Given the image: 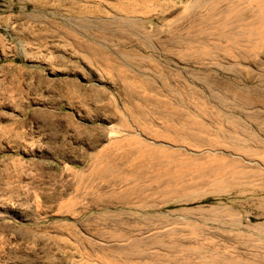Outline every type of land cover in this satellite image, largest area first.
Segmentation results:
<instances>
[{"label": "rangeland", "instance_id": "rangeland-1", "mask_svg": "<svg viewBox=\"0 0 264 264\" xmlns=\"http://www.w3.org/2000/svg\"><path fill=\"white\" fill-rule=\"evenodd\" d=\"M205 9L0 0V264H264V36Z\"/></svg>", "mask_w": 264, "mask_h": 264}, {"label": "bare ground", "instance_id": "bare-ground-1", "mask_svg": "<svg viewBox=\"0 0 264 264\" xmlns=\"http://www.w3.org/2000/svg\"><path fill=\"white\" fill-rule=\"evenodd\" d=\"M200 1V0H199ZM202 1V3H203V6L206 8L205 9V11H207V12H205V14H206V17H205V14H203L204 15V17H202V19L203 18H205V20H204V22L205 21H209V23L212 21V23L210 24L211 26L213 25L215 28H216V31H217V34L215 35L216 37H214L213 35H211V34H208V32H205V31H207L208 30V28H205L206 30L205 31H203V36H204V39H202V40H204V41H202L203 43H209L212 39H220L221 40V43L219 44L218 42H217V45H221L222 47H224L223 46V44L224 43H222V40H224V39H228V41H230L229 42V44L232 42V40L235 42V41H237L238 39H240V37H241V35H243V33H245V32H247V30L248 31H250V33L251 34H253L254 33V31H256L255 29H256V26H257V29H258V31H259V33L261 34V36H264V0H214L213 2L211 1V0H201ZM204 10V9H203ZM203 15H201V16H203ZM200 16V15H199ZM197 17V16H196ZM132 18V17H131ZM203 21V20H202ZM123 22V21H122ZM203 22V24H204V26L206 25L205 23ZM208 23V22H207ZM209 25V24H208ZM203 26V27H204ZM210 29L212 28V27H209ZM236 28H240V30L239 31H237L238 29H236ZM213 31V30H212ZM197 32V31H196ZM215 32V31H214ZM201 34H202V32H200ZM209 33H210V31H209ZM194 35V34H193ZM245 35V34H244ZM196 36H197V34H196ZM213 36V37H212ZM190 37V36H189ZM192 37V36H191ZM198 37V36H197ZM191 41H193V39H191L190 40V42L187 40V42L190 44L191 43ZM217 41H219V40H217ZM227 41V40H226ZM227 41V42H228ZM239 41H241V40H239ZM194 42H198L199 43V46H200V44H201V41H194ZM234 42H232V43H234ZM242 42H243V38H242ZM242 42H241V44H242ZM179 43V42H178ZM193 43V42H192ZM198 43H196L197 45H198ZM215 42L213 41V43H209V44H214ZM230 44V45H233L234 46V44ZM194 45H196L195 43H193ZM202 45H204V44H202ZM214 45H216V44H214ZM237 45H239V43L237 44ZM209 45H207V47H208ZM226 46V45H225ZM233 46H231V47H233ZM235 46H236V44H235ZM234 46V47H235ZM191 47V46H190ZM204 48H205V46H203ZM212 46H210V48H211ZM216 47V46H215ZM218 47V46H217ZM222 47H220V48H222ZM227 48H225V49H227V50H229L230 51V49H228V47L229 46H226ZM231 47H229V48H231ZM237 47V46H236ZM191 48H193V46L191 47ZM203 48V50H205L206 49V51H203V53L204 52H209L208 51V49L209 48H205L204 49ZM213 48V47H212ZM210 49V50H215L214 48L213 49ZM199 49V48H198ZM219 49V48H218ZM223 49V48H222ZM216 51H218V50H216ZM199 52V54L202 52V51H198ZM213 53H215L214 51H212ZM224 52H226V50L224 51ZM228 52V51H227ZM229 53V52H228ZM206 54V53H205ZM204 54V55H205ZM230 54V53H229ZM229 54H225V57L228 59V57H229ZM231 54H232V51H231ZM230 54V55H231ZM197 55V54H196ZM209 55L211 56H213V54H210V52H209ZM226 55H228V57L226 56ZM234 55H236V54H234ZM239 54H237V56H238ZM208 55H206L205 56V58L207 57ZM210 56L209 57H207V58H210ZM218 56V55H217ZM217 56H215L214 55V57L216 58ZM233 55H231V57H232ZM204 57V56H203ZM214 57L213 58H210L211 59V62H212V59H213V61H214ZM219 57V56H218ZM239 57H240V55H239ZM190 58V57H189ZM201 59H202V57H200ZM205 58H203L202 59V61H205ZM235 58V57H234ZM187 59V58H186ZM241 60V59H240ZM199 61V60H198ZM191 62V61H190ZM206 62V61H205ZM199 63V62H198ZM208 63V62H207ZM217 63V62H216ZM215 62H214V65L216 64ZM191 64V63H190ZM205 64V63H204ZM201 65V64H200ZM209 65V64H208ZM207 65V66H208ZM213 65V66H214ZM217 65H219V64H217ZM233 65V64H232ZM196 66V65H195ZM202 67H204L203 65H201ZM206 66V67H207ZM224 66H226V65H224ZM235 65H233V66H230V68H228V67H226V68H228V69H230L231 71L232 70H235V69H232V67H234ZM220 67H221V64H220ZM188 68V67H187ZM205 68V67H204ZM217 68H219V66H217ZM224 68V67H223ZM225 68V69H226ZM188 69H190V68H188ZM187 69V70H188ZM208 69V68H207ZM221 69V68H220ZM228 69H226V71L228 70ZM186 70V71H187ZM191 70V69H190ZM193 70V69H192ZM195 70V69H194ZM193 70V71H194ZM212 70V69H211ZM180 71V70H179ZM183 71H185V70H183ZM196 71H198V70H196ZM218 71V70H217ZM229 71V70H228ZM168 72V71H167ZM233 72V71H232ZM177 73H179V72H177ZM196 74H197V72H195ZM216 73V72H215ZM234 73V72H233ZM182 74V75H181ZM191 74H194V73H191ZM199 74H200V71H199ZM199 74H197V76H199V79L201 78L200 77V75H202V74H204V73H201L200 75ZM210 74H212V72L210 73ZM214 74V73H213ZM179 75V74H178ZM180 75L181 76H183V73H181L180 72ZM206 75V74H205ZM209 75V74H208ZM194 76V75H193ZM196 76V75H195ZM195 76H194V80H195ZM190 77H192V76H190ZM206 77H210V76H207L206 75ZM206 77H204V78H206ZM191 79V78H190ZM197 79V78H196ZM198 79V80H199ZM203 79V78H202ZM207 79V78H206ZM205 79V80H206ZM209 80V78L207 79V81ZM217 80V79H216ZM215 80V81H216ZM188 81V80H187ZM197 81V80H196ZM201 81V80H200ZM203 81H204V79H203ZM213 80L211 79V82H212ZM219 81V80H218ZM233 81V80H232ZM231 81V82H232ZM236 81V80H235ZM235 81H233V82H235ZM190 82H193V79L190 81ZM210 82V81H209ZM209 82H206V83H209ZM241 82H243L242 81V79H241ZM226 82H224L223 81V84L222 85H224ZM244 83V82H243ZM243 83H242V85H243ZM170 84V83H169ZM187 84L188 85H190L188 82H187ZM218 83H216V85H217ZM235 84V83H234ZM209 85V84H208ZM213 86H215L214 85V83L212 84ZM212 85H211V87H212ZM228 85H231V84H229V82H228V84H227V86ZM241 85V84H240ZM244 85H246L245 83H244ZM163 86V85H162ZM192 86V85H191ZM207 86V85H206ZM205 86V87H206ZM225 86V88L227 87L226 85H224ZM224 86H222V87H224ZM236 86L238 87V85L236 84ZM236 86H231V87H236ZM252 86V85H251ZM217 88H219V85L218 86H216ZM216 87H214L212 90H214ZM249 87V86H248ZM247 87V89L246 90H248V92H246L244 89H242V87L239 89V87L237 88V89H239V93L238 94H242V92H240V90L241 91H245L243 94H245L244 96H246V93H248V95H249V88ZM172 88V87H171ZM186 88H188V87H186ZM190 88V87H189ZM193 88V87H192ZM209 88H210V86H209ZM229 88H230V86H229ZM233 88H231V90L233 89ZM243 88H245V87H243ZM210 89V91H212ZM221 89H224V88H221ZM227 89V88H226ZM234 89H236V88H234ZM234 89H233V91H234ZM204 90V89H203ZM218 90V89H217ZM228 90V89H227ZM230 90V89H229ZM230 90V91H231ZM218 91H220V90H218ZM223 91H226V90H223ZM233 91H231L232 92V95H233ZM252 92H253V90H251ZM255 91V90H254ZM195 92V91H194ZM231 92H229L230 93V95H231ZM207 93V92H206ZM215 95L217 94V93H215V92H213ZM220 93V92H219ZM229 93H227V94H229ZM251 93V92H250ZM254 93V92H253ZM210 94L212 95V93L210 92ZM210 94L208 95V96H210ZM213 94V95H214ZM227 94H225V96H227ZM236 94V93H235ZM215 95L214 96H212L213 98L215 97ZM217 95H219V96H217L216 98H218V101L220 102L221 101V96H223L222 98L223 99H226V98H224V94L223 95H221L220 96V94H217ZM248 95H247V97H248ZM259 95V94H258ZM195 96V95H194ZM238 96V95H237ZM244 96H242V99H243V97ZM255 97V96H254ZM202 98V97H201ZM208 98V97H207ZM238 98L240 99V96H238ZM209 99V98H208ZM215 99V98H214ZM222 99V100H223ZM227 99H229V98H227ZM232 99H233V97H232ZM246 99H250V98H245V100L243 101V102H246V103H244V104H246L247 106L249 105V106H251L250 104H252V103H250V101H253L252 99L253 98H251V100L250 101H246ZM205 100V99H204ZM236 100V99H235ZM241 100V99H240ZM239 100V101H240ZM255 100H256V98H255ZM259 101H261V97H260V99H258ZM257 100V101H258ZM223 101H225V100H223ZM242 101H240L242 104H243V102ZM256 101V102H257ZM259 101H258V103H259ZM264 101V100H263ZM217 102V101H216ZM215 102V103H216ZM254 102V101H253ZM204 103H206V100H205V102ZM221 103V102H220ZM233 103V102H232ZM238 103V102H237ZM234 103V104H236L237 105V107L240 105L241 106V103ZM249 103V104H248ZM262 103V102H261ZM264 104V103H263ZM263 104H261V105H263ZM221 105V104H220ZM235 105V106H236ZM246 105H244V106H246ZM253 105V104H252ZM255 105H258V104H255ZM254 105V106H255ZM217 106H219V105H217ZM248 106V107H249ZM260 106V105H259ZM251 107H253V106H251ZM257 107V106H256ZM219 108L221 109V107L219 106ZM224 108V107H223ZM236 108V107H235ZM242 109H243V106L241 107ZM263 108V107H262ZM261 108V109H262ZM225 109V108H224ZM248 109H251L250 107L248 108ZM224 111V110H223ZM240 111H243V110H240ZM246 111H249V110H246ZM257 111V110H256ZM258 111H259V109H258ZM229 112H231V111H229ZM244 112V111H243ZM233 113V112H232ZM245 114V113H244ZM244 114H242V116L244 115ZM248 114H249V112H248ZM253 114V113H252ZM251 114V115H252ZM234 115V114H233ZM237 115V114H236ZM250 115V114H249ZM251 115H250V117H251ZM244 116H246V114L244 115ZM246 117H248V116H246ZM231 118V117H230ZM249 118V117H248ZM262 152V151H261ZM257 153H258V151H257ZM260 153V152H259ZM263 158H264V156H263ZM259 161H261V160H259ZM258 161V162H259ZM257 162V163H258ZM261 163H263L264 164V159L261 161Z\"/></svg>", "mask_w": 264, "mask_h": 264}]
</instances>
